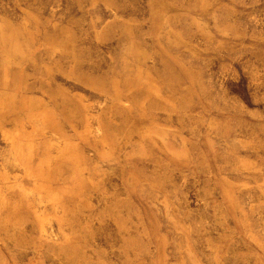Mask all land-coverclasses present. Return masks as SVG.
I'll use <instances>...</instances> for the list:
<instances>
[{
	"label": "rangeland",
	"instance_id": "374dc122",
	"mask_svg": "<svg viewBox=\"0 0 264 264\" xmlns=\"http://www.w3.org/2000/svg\"><path fill=\"white\" fill-rule=\"evenodd\" d=\"M0 264H264V0H0Z\"/></svg>",
	"mask_w": 264,
	"mask_h": 264
}]
</instances>
